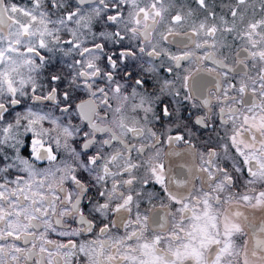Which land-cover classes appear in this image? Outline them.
<instances>
[{
	"label": "clouds",
	"instance_id": "9594fccd",
	"mask_svg": "<svg viewBox=\"0 0 264 264\" xmlns=\"http://www.w3.org/2000/svg\"><path fill=\"white\" fill-rule=\"evenodd\" d=\"M0 264H264V0H0Z\"/></svg>",
	"mask_w": 264,
	"mask_h": 264
}]
</instances>
